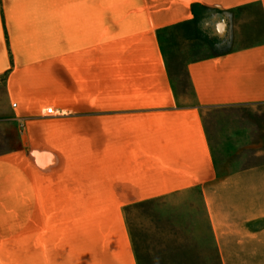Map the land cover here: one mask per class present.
<instances>
[{
    "label": "crops",
    "instance_id": "0c3cea01",
    "mask_svg": "<svg viewBox=\"0 0 264 264\" xmlns=\"http://www.w3.org/2000/svg\"><path fill=\"white\" fill-rule=\"evenodd\" d=\"M93 1L0 0V78L4 101L15 104L12 119L22 129L21 148L0 153V211L32 209L36 180L47 193L49 171L69 176L80 206L119 211L193 190L208 200L206 189L221 180L218 168L225 158L264 145L249 137L257 126L251 116L264 106V39L188 61L183 90L167 72L157 35L191 22L195 5L221 13L258 7L264 26V0ZM33 32L55 33L46 59L27 61L32 58L28 50L41 48L38 38L27 37ZM62 58L68 63L66 93L73 101L62 110L99 112L56 120L75 129L66 137H51L69 140L52 151L43 149L44 156L39 152L35 173L26 150L34 135L30 123L40 121V108L56 104L58 97L47 93L49 83L40 78L35 83L23 71ZM107 86L113 101H74L76 94L106 96ZM90 233L96 242L87 264H137L120 218Z\"/></svg>",
    "mask_w": 264,
    "mask_h": 264
},
{
    "label": "rangeland",
    "instance_id": "374dc122",
    "mask_svg": "<svg viewBox=\"0 0 264 264\" xmlns=\"http://www.w3.org/2000/svg\"><path fill=\"white\" fill-rule=\"evenodd\" d=\"M98 3L109 5L112 2L97 0ZM85 4L93 5L94 1L85 0ZM198 18V24L170 27L158 33L169 58V76L183 90L186 88L184 66L188 61L264 39L258 7L222 13L199 11ZM52 34L55 33L28 34L27 37L32 35L34 40L38 38L41 48L28 50L32 58L27 61L46 59ZM64 60L36 63L23 71L34 76L35 83L38 78L42 83H49L47 93L58 97L56 104L47 103L40 108V121L30 123L34 135L31 148L26 150L30 152L29 163L35 173L39 152L44 156L43 149L52 151L59 143L64 145L69 140L51 137H66L75 129L56 120L83 118L99 112L62 110L68 100L73 102L66 93L64 73L68 63ZM105 63L111 65L112 61L106 59ZM3 81L1 77L0 153H12L21 148L22 129L12 119L13 110L17 108L4 101ZM105 95L76 94L74 101L90 105L100 100L113 101L112 86H107ZM48 108L53 111L50 115L45 111ZM251 120L257 126H253L254 132L249 137L252 135L255 143L264 144V106L254 111ZM260 128L263 132L259 133ZM49 160L46 156V161ZM224 164L218 168L221 180L209 184L206 189L211 195L208 200H203L193 190L155 202L123 206L119 211L105 205H78L69 176L62 177L49 171L47 193L41 192L40 179L36 180L33 196L36 203L32 209L0 211V264H87L93 258L90 250L96 242L90 232L101 230L119 218L128 233L137 264H264V145L238 151L225 158Z\"/></svg>",
    "mask_w": 264,
    "mask_h": 264
},
{
    "label": "trees",
    "instance_id": "16d2710c",
    "mask_svg": "<svg viewBox=\"0 0 264 264\" xmlns=\"http://www.w3.org/2000/svg\"><path fill=\"white\" fill-rule=\"evenodd\" d=\"M216 12V13H221V12H217V11H214V10H211V9H208V8H206V7H201V6H192L191 7V12H192V15H193V20L191 21V22H187V23H184V24H179V25H187L188 23H199L200 22V19L198 18V12ZM179 25H176V26H179ZM176 26H173V27H176ZM170 28V27H169ZM168 28V29H169ZM166 30V29H165ZM163 31V30H162ZM159 33V32H158ZM157 37H158V35H157ZM159 38V43H160V47H161V53H162V55L164 56V59L166 60V66H167V70H168V73H170L169 72V66L167 65L168 64V61H169V58H168V56L165 54V51H164V48L162 47V44H161V39H160V37H158ZM139 204H144V203H139ZM134 206H137V205H134Z\"/></svg>",
    "mask_w": 264,
    "mask_h": 264
},
{
    "label": "built area",
    "instance_id": "2783aa9c",
    "mask_svg": "<svg viewBox=\"0 0 264 264\" xmlns=\"http://www.w3.org/2000/svg\"><path fill=\"white\" fill-rule=\"evenodd\" d=\"M12 107H15V104H12ZM45 111H46V114H47V115H50V114L53 113V111H52L51 108H48V109H46Z\"/></svg>",
    "mask_w": 264,
    "mask_h": 264
},
{
    "label": "bare ground",
    "instance_id": "6f19581e",
    "mask_svg": "<svg viewBox=\"0 0 264 264\" xmlns=\"http://www.w3.org/2000/svg\"><path fill=\"white\" fill-rule=\"evenodd\" d=\"M46 110V109H45Z\"/></svg>",
    "mask_w": 264,
    "mask_h": 264
}]
</instances>
